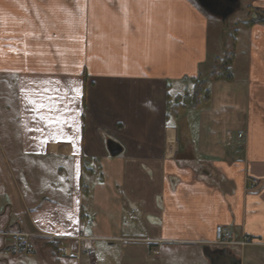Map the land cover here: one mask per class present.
<instances>
[{
	"label": "crops",
	"instance_id": "0c3cea01",
	"mask_svg": "<svg viewBox=\"0 0 264 264\" xmlns=\"http://www.w3.org/2000/svg\"><path fill=\"white\" fill-rule=\"evenodd\" d=\"M210 18L195 0H0L14 106L13 123L0 120V231L34 247L13 257L0 238V264H212L208 249L218 264H264V24L241 21L231 80L214 81L224 43H209ZM217 226L250 243L216 245Z\"/></svg>",
	"mask_w": 264,
	"mask_h": 264
},
{
	"label": "built area",
	"instance_id": "2783aa9c",
	"mask_svg": "<svg viewBox=\"0 0 264 264\" xmlns=\"http://www.w3.org/2000/svg\"><path fill=\"white\" fill-rule=\"evenodd\" d=\"M249 187L255 189L259 185V181L256 179L249 180ZM23 223L22 220H18V226H21ZM91 224L90 220H83L84 226H89ZM32 235L23 231L22 229L16 230H2L0 231V238L8 240L3 247V251L8 255L13 257H22L30 255L34 252V247L32 243ZM77 242L80 243L83 240H90L85 238H76ZM92 241V240H91ZM216 245L221 246H245L250 243V239L247 236H243L241 240L235 241L231 238V235L221 226L215 228V240ZM61 252L64 256L72 255L70 249L67 247L61 248ZM81 253L86 254L87 256L92 255L91 248H84L83 250L77 249L73 254L76 257H79ZM151 253L158 255L157 250H152Z\"/></svg>",
	"mask_w": 264,
	"mask_h": 264
},
{
	"label": "rangeland",
	"instance_id": "374dc122",
	"mask_svg": "<svg viewBox=\"0 0 264 264\" xmlns=\"http://www.w3.org/2000/svg\"><path fill=\"white\" fill-rule=\"evenodd\" d=\"M197 4V3H196ZM241 6L238 7L233 14L227 17L225 21H221L220 18L214 17L211 15L210 22L211 28L209 29V43L215 42V36L217 37L218 33L223 38V43L225 40H229V38L234 36L235 29L241 23V21H246V14L248 11L246 10V2H241ZM203 10V9H202ZM204 11V10H203ZM210 16V15H209ZM216 18V19H215ZM212 26H216L213 28ZM4 85L0 84V120L2 123H13V96L11 89H7ZM10 188V179L8 177L7 171L2 162H0V193L4 190H8Z\"/></svg>",
	"mask_w": 264,
	"mask_h": 264
},
{
	"label": "trees",
	"instance_id": "16d2710c",
	"mask_svg": "<svg viewBox=\"0 0 264 264\" xmlns=\"http://www.w3.org/2000/svg\"><path fill=\"white\" fill-rule=\"evenodd\" d=\"M246 10L248 11V14H247V20L244 22L245 25L247 24L249 25L252 23L264 24V10L251 8L249 6L246 7ZM234 55H235V39L233 36L229 38V40L228 39L225 40L224 53L221 57L215 59L212 71L209 74V79L214 81H230L231 80L230 66L233 63ZM194 82H195L194 93L192 97H190L191 107L197 105L199 96L202 92L205 83L203 79L200 80L195 79ZM181 101H183V103L185 101H188V97L184 96L183 99L180 96L176 97L173 103H171V105L169 104V110L172 112L178 109L181 106ZM56 254L57 253L55 252V255Z\"/></svg>",
	"mask_w": 264,
	"mask_h": 264
},
{
	"label": "water",
	"instance_id": "95a60500",
	"mask_svg": "<svg viewBox=\"0 0 264 264\" xmlns=\"http://www.w3.org/2000/svg\"><path fill=\"white\" fill-rule=\"evenodd\" d=\"M195 1L201 9H203L209 15L220 18L221 21H225L227 17L233 14L235 10L239 7L238 0H224L228 2L227 7L223 11H218L217 6L219 5V0H195ZM107 147L109 148V152L111 153V155H116L117 153H119V149L116 148L113 142L108 141ZM208 250H209L208 253H204L206 257H208L211 260L212 264H218L211 257L212 252L210 251V249ZM234 264H241V262L236 261L234 262Z\"/></svg>",
	"mask_w": 264,
	"mask_h": 264
},
{
	"label": "snow or ice",
	"instance_id": "6c2138e0",
	"mask_svg": "<svg viewBox=\"0 0 264 264\" xmlns=\"http://www.w3.org/2000/svg\"><path fill=\"white\" fill-rule=\"evenodd\" d=\"M29 83H35V82H29ZM22 91L25 93V99L28 101L29 104L32 105L31 110L36 113V116L34 117V119L44 120V122L47 124L48 120L41 113V109L44 108V104L40 103L35 98V96L28 95V93H34V92H37V90L32 89V88H23ZM74 91H76L77 94H80V89L76 88V89H74ZM30 130L31 131H37V132H43V129H41L39 127L30 129ZM34 139H35V137H34ZM42 142H46V138H42Z\"/></svg>",
	"mask_w": 264,
	"mask_h": 264
},
{
	"label": "flooded vegetation",
	"instance_id": "af4514ba",
	"mask_svg": "<svg viewBox=\"0 0 264 264\" xmlns=\"http://www.w3.org/2000/svg\"><path fill=\"white\" fill-rule=\"evenodd\" d=\"M228 2L224 0H219V5L217 6L218 11H223L227 7Z\"/></svg>",
	"mask_w": 264,
	"mask_h": 264
}]
</instances>
